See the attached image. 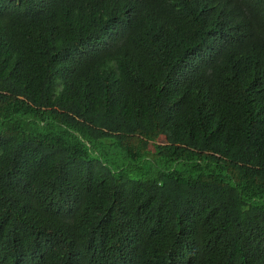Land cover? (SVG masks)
I'll use <instances>...</instances> for the list:
<instances>
[{"label":"trees","instance_id":"1","mask_svg":"<svg viewBox=\"0 0 264 264\" xmlns=\"http://www.w3.org/2000/svg\"><path fill=\"white\" fill-rule=\"evenodd\" d=\"M0 264H264V0H0Z\"/></svg>","mask_w":264,"mask_h":264},{"label":"rangeland","instance_id":"2","mask_svg":"<svg viewBox=\"0 0 264 264\" xmlns=\"http://www.w3.org/2000/svg\"><path fill=\"white\" fill-rule=\"evenodd\" d=\"M107 160L114 166H126L130 161L126 160L122 155V152L117 145H108L106 148Z\"/></svg>","mask_w":264,"mask_h":264}]
</instances>
